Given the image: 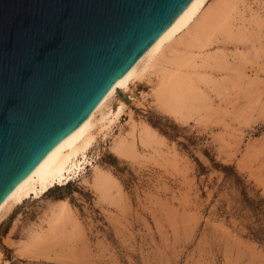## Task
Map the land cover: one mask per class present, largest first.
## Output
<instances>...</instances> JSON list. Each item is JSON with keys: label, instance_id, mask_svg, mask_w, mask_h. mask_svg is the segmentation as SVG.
Returning <instances> with one entry per match:
<instances>
[{"label": "rangeland", "instance_id": "1", "mask_svg": "<svg viewBox=\"0 0 264 264\" xmlns=\"http://www.w3.org/2000/svg\"><path fill=\"white\" fill-rule=\"evenodd\" d=\"M242 2L237 22L249 39L225 43L229 55L241 52L233 55L238 84L212 94L210 107L186 122L156 106L155 79L131 85L124 114L90 153L119 191L103 199L87 165L67 184L26 198L0 219V264H264V0ZM131 122L147 123L156 137L134 158L116 156L111 137ZM59 199L73 220L66 238L48 253L22 254L27 231L44 226Z\"/></svg>", "mask_w": 264, "mask_h": 264}, {"label": "water", "instance_id": "2", "mask_svg": "<svg viewBox=\"0 0 264 264\" xmlns=\"http://www.w3.org/2000/svg\"><path fill=\"white\" fill-rule=\"evenodd\" d=\"M190 1L0 0V203Z\"/></svg>", "mask_w": 264, "mask_h": 264}, {"label": "bare ground", "instance_id": "3", "mask_svg": "<svg viewBox=\"0 0 264 264\" xmlns=\"http://www.w3.org/2000/svg\"><path fill=\"white\" fill-rule=\"evenodd\" d=\"M209 1L191 0L184 7L115 81L93 111L5 196L0 203V219L26 198H40L56 184H67L83 173L87 165L92 169L90 184L103 199H111L113 189L119 191L116 179L96 166L90 153L99 138L110 136L112 126L124 114L126 105L121 94L124 95L135 82L155 79L153 98L156 106L183 122L207 110L212 94L218 96L222 90L236 85L242 72L233 55L239 56L241 52L229 55L225 43H243L249 39L246 24L237 22L241 18L239 5L243 2ZM258 19L259 15H256L252 20L257 23ZM112 100L116 103L115 108L110 105ZM128 126L127 132L119 131L111 137L109 149L116 156L130 159L137 156L139 144L142 147L151 145L156 132L144 122L140 125L131 122ZM43 221L44 226L28 230L21 240L20 250L29 258L47 252L45 247H51L52 242L56 244L54 239L59 242L61 237L66 238L63 237L66 226L73 221L68 202L59 199L49 204Z\"/></svg>", "mask_w": 264, "mask_h": 264}]
</instances>
